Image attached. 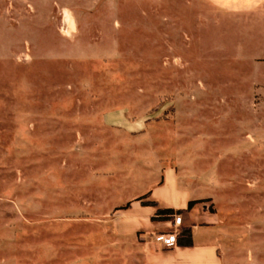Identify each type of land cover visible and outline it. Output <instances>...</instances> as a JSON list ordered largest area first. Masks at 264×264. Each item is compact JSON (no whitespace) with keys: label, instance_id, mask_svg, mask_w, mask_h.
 Listing matches in <instances>:
<instances>
[{"label":"rangeland","instance_id":"1","mask_svg":"<svg viewBox=\"0 0 264 264\" xmlns=\"http://www.w3.org/2000/svg\"><path fill=\"white\" fill-rule=\"evenodd\" d=\"M167 171L264 264V1L0 0V264H143L173 220L116 219Z\"/></svg>","mask_w":264,"mask_h":264},{"label":"crops","instance_id":"2","mask_svg":"<svg viewBox=\"0 0 264 264\" xmlns=\"http://www.w3.org/2000/svg\"><path fill=\"white\" fill-rule=\"evenodd\" d=\"M263 1L208 0L212 6L225 10L252 9ZM146 195L148 197L143 201L133 200L129 206L120 211L116 219L118 234L136 235L154 228L155 224L152 218L157 208L146 206L143 202H156L158 208L186 209L188 203L194 201L187 192L178 186L176 176L172 171L165 172L164 181L153 187ZM184 215L190 219V224L186 227H191L193 230V246L166 248L157 245L148 248V250L144 248L143 264H221L217 247L208 237L206 228H204L208 213L204 211L203 207L200 208L199 205H196ZM201 233L204 234V237Z\"/></svg>","mask_w":264,"mask_h":264},{"label":"trees","instance_id":"3","mask_svg":"<svg viewBox=\"0 0 264 264\" xmlns=\"http://www.w3.org/2000/svg\"><path fill=\"white\" fill-rule=\"evenodd\" d=\"M148 195L140 197L136 200L143 201L146 199ZM200 203V201H190L186 209H172V208H158V204L156 202L146 201L143 202L146 206L156 207L157 210L155 212L152 221H170L173 220L175 215L184 214L190 212L196 204ZM129 206V205H128ZM193 230L191 227H183L180 230L177 240V246L179 247H192L193 246Z\"/></svg>","mask_w":264,"mask_h":264},{"label":"built area","instance_id":"4","mask_svg":"<svg viewBox=\"0 0 264 264\" xmlns=\"http://www.w3.org/2000/svg\"><path fill=\"white\" fill-rule=\"evenodd\" d=\"M171 224L173 226L171 231L165 234L157 235L154 239L155 243H159L166 248H173L177 246L178 235L180 233L182 224V217L180 215H175Z\"/></svg>","mask_w":264,"mask_h":264}]
</instances>
